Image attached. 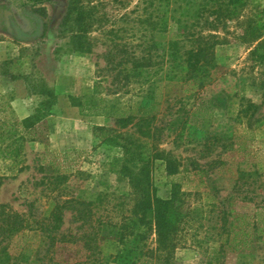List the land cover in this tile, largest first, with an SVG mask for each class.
<instances>
[{
    "label": "rangeland",
    "instance_id": "obj_1",
    "mask_svg": "<svg viewBox=\"0 0 264 264\" xmlns=\"http://www.w3.org/2000/svg\"><path fill=\"white\" fill-rule=\"evenodd\" d=\"M79 1L72 15L85 12L81 49L69 31L64 36L60 33L72 0H53L35 7L23 0H0V205L35 217L46 206L47 181L55 171L66 175L63 186L72 195L106 193L110 206L127 201L130 190L128 179L110 170L118 148L104 142L96 127H115L112 116L117 110L129 108L133 113L148 90L149 83L142 78L122 86L104 58L113 43H135L138 1ZM259 20H264V0H246L239 17L218 29L222 42L215 48L217 68L208 84L185 91V84L162 83L156 90L159 100L150 113L160 130L159 145L178 159L180 181L190 191L187 200L193 208L201 206L193 190L202 181L201 191L226 197V203L232 202L236 210L254 212V204L235 198L232 187L240 170H258L259 180L264 181V38L252 52L257 42L247 44L240 36L249 23ZM88 98L96 105L102 99L101 105L106 107L102 115L89 112L84 105ZM206 99L215 104L205 115V127L221 136L223 143L211 153L177 136L185 114ZM242 100L258 106L250 122L235 118ZM38 114L41 118L35 117ZM118 131L136 136L131 127ZM9 142L21 145L18 157H6L4 149ZM177 177H167L164 163L155 161L152 180L158 196L169 197ZM63 219L59 235L66 241L56 245L44 264H74L84 258L78 236L85 227L75 221L70 210L64 212ZM203 229L197 237L203 236ZM33 247L42 251V238L36 237ZM99 249L105 257L116 253L118 247L105 241ZM204 255L190 234H185L175 252V264H206ZM20 264H39V260L31 255ZM223 264H264V236L254 239L245 250L225 253Z\"/></svg>",
    "mask_w": 264,
    "mask_h": 264
},
{
    "label": "trees",
    "instance_id": "obj_2",
    "mask_svg": "<svg viewBox=\"0 0 264 264\" xmlns=\"http://www.w3.org/2000/svg\"><path fill=\"white\" fill-rule=\"evenodd\" d=\"M23 1L35 7L53 0ZM137 1L135 43H113L104 58L107 69L115 72V79L122 86L142 78L149 83L148 90L140 96L133 113L129 108L117 110L112 116L115 127H96L103 141L119 150L112 157L110 170L128 179L127 201L110 206L106 193L81 191L72 195L63 186L66 175L55 171L48 178L50 193L38 217L0 205V264H20L31 255L44 264L56 245L66 241L59 235L66 210L74 212L75 221L85 227L78 236L85 255L74 264H175V252L183 244L185 234H190L194 246L202 249L206 264H223L225 253L245 250L254 239L264 236V181L259 180V171H238L232 187L235 198L244 204H254L252 214L236 210L232 202L226 203L227 198L216 192L201 191L202 181L193 190L201 206L191 207L187 200L190 191L180 181L178 159L160 147V130L150 113L159 100L156 90L162 83L185 84V91L208 84L217 68L215 48L222 42L218 29H224L226 21L239 17V9L246 0ZM77 2L80 1L72 0L69 5L60 23V33L64 36L69 31V37L81 49L85 44L84 25L81 27L85 12L72 15ZM164 36L166 39L162 40ZM240 36L247 44L257 42L252 49L256 52L264 38V20L249 23ZM156 75L157 78L151 79ZM243 100L235 118L250 122L258 106L249 100L243 104ZM99 101L96 105L88 98L84 105L90 113L102 115L106 107L101 105L102 99ZM214 104L213 99L202 100L185 114L177 134L202 145L208 153L223 144L221 136L209 133L205 127L208 117L205 115L210 114ZM128 127L134 129L136 136L118 131ZM21 150V145L14 142L4 149L7 158L18 157ZM156 160L164 163L167 177L178 176L171 183L167 198L158 196L152 180ZM202 229L204 234L199 238L197 234ZM36 237L43 240L42 251L33 247ZM105 241L117 245L116 253L102 256L99 245Z\"/></svg>",
    "mask_w": 264,
    "mask_h": 264
}]
</instances>
